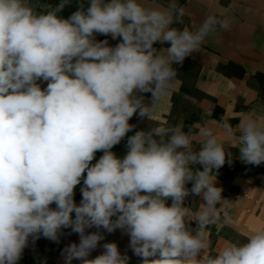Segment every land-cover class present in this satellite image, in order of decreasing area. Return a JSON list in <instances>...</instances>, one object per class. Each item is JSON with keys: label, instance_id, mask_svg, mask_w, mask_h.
<instances>
[{"label": "clouds", "instance_id": "obj_1", "mask_svg": "<svg viewBox=\"0 0 264 264\" xmlns=\"http://www.w3.org/2000/svg\"><path fill=\"white\" fill-rule=\"evenodd\" d=\"M71 4L59 0L38 12L29 0H0V264H18L30 238L58 242L63 229L79 235L63 249L65 264H129L115 242L89 259L104 239L100 229L126 233L141 264H264V228L207 251L205 228L224 200L213 170L233 157L212 128L199 130L198 149L193 133L178 126L127 135L135 127L129 120L149 118L167 95L173 65L229 21L208 15L194 28L174 27L185 16L177 0L152 7L87 0L65 18ZM237 128L239 159L264 163V120L246 116ZM125 137L120 158L112 148ZM190 195L200 197L198 210L186 206Z\"/></svg>", "mask_w": 264, "mask_h": 264}, {"label": "crops", "instance_id": "obj_2", "mask_svg": "<svg viewBox=\"0 0 264 264\" xmlns=\"http://www.w3.org/2000/svg\"><path fill=\"white\" fill-rule=\"evenodd\" d=\"M148 7L166 5L168 0H141ZM185 9L182 24L174 27L198 26L206 16L216 15L229 21L228 29H219L209 35L199 50L188 56L182 65L174 64L177 75L165 97L152 111L149 118L141 119L135 114L129 123L135 125L127 135L138 130H154L158 127H181L192 129L193 146L199 148L202 127L212 128L226 151L239 159L237 125L246 116L264 120V0H177ZM38 9H44L55 0H29ZM98 41L107 39L115 46L120 41L111 36L97 35ZM170 45L154 44L156 48ZM41 87L47 82L38 81ZM145 102H150L151 93H143ZM229 124L233 132L228 134L224 125ZM127 137L119 144L126 146ZM103 155L98 151L92 163ZM216 186L221 187L224 200L217 206L218 218L205 228L207 251L215 255L231 242L243 243L253 231L264 228V174L255 171L213 170ZM86 175V173H85ZM77 185L74 199H82L81 187ZM191 188V183L187 185ZM169 204L171 201L168 202ZM202 201L199 196L190 195L185 204L198 210ZM55 207V204L52 205ZM74 215V214H73ZM188 226L195 231L197 224L190 221ZM97 229H88L89 232ZM104 239L89 259L102 254L104 243L115 242L121 254H127L129 264H141L129 247L130 237L122 230L112 233L100 229ZM79 243V235L71 229H63L59 241L54 242L41 236L24 249L18 264H65L63 249ZM72 264H81L73 260Z\"/></svg>", "mask_w": 264, "mask_h": 264}, {"label": "water", "instance_id": "obj_3", "mask_svg": "<svg viewBox=\"0 0 264 264\" xmlns=\"http://www.w3.org/2000/svg\"><path fill=\"white\" fill-rule=\"evenodd\" d=\"M112 151L120 158H123L126 154H127V147L123 146L121 144H117L112 148ZM195 168H199L200 170L202 169V166L200 165H196L194 166ZM230 170V171H255V172H259V173H263L264 174V163H262L259 166L256 165H249V164H245L244 162H242L240 159H232L231 163H229L227 161L226 158V162L224 164V166H222L219 170Z\"/></svg>", "mask_w": 264, "mask_h": 264}, {"label": "trees", "instance_id": "obj_4", "mask_svg": "<svg viewBox=\"0 0 264 264\" xmlns=\"http://www.w3.org/2000/svg\"><path fill=\"white\" fill-rule=\"evenodd\" d=\"M55 2L58 4L59 0H55ZM79 3H84L85 6H87V0H72V4L64 9V11L61 13L62 16L67 18L69 15H71L72 12H74L77 9V6ZM36 11H43L44 9H38L34 8ZM192 129L186 128V131H191ZM27 264H31V261L28 260Z\"/></svg>", "mask_w": 264, "mask_h": 264}]
</instances>
